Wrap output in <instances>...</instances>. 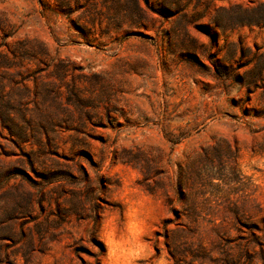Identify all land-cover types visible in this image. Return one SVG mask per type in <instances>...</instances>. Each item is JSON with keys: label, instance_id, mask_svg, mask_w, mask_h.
Listing matches in <instances>:
<instances>
[{"label": "rangeland", "instance_id": "1", "mask_svg": "<svg viewBox=\"0 0 264 264\" xmlns=\"http://www.w3.org/2000/svg\"><path fill=\"white\" fill-rule=\"evenodd\" d=\"M262 5L0 0V264H264Z\"/></svg>", "mask_w": 264, "mask_h": 264}, {"label": "trees", "instance_id": "2", "mask_svg": "<svg viewBox=\"0 0 264 264\" xmlns=\"http://www.w3.org/2000/svg\"><path fill=\"white\" fill-rule=\"evenodd\" d=\"M262 7L263 8H261V10H257L258 12H255L256 15L246 17V19H244L245 24H264V5H262Z\"/></svg>", "mask_w": 264, "mask_h": 264}]
</instances>
